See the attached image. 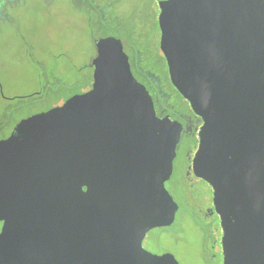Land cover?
Here are the masks:
<instances>
[{
    "label": "water",
    "instance_id": "1",
    "mask_svg": "<svg viewBox=\"0 0 264 264\" xmlns=\"http://www.w3.org/2000/svg\"><path fill=\"white\" fill-rule=\"evenodd\" d=\"M172 84L203 123L194 174L213 188L222 264H264V0H157ZM92 88L0 140V264H180L143 246L172 225L183 125L156 113L120 38Z\"/></svg>",
    "mask_w": 264,
    "mask_h": 264
},
{
    "label": "rangeland",
    "instance_id": "2",
    "mask_svg": "<svg viewBox=\"0 0 264 264\" xmlns=\"http://www.w3.org/2000/svg\"><path fill=\"white\" fill-rule=\"evenodd\" d=\"M118 9L128 12L124 23L129 28L102 26L101 16L115 25L112 14L116 16ZM158 14L159 5L152 0L1 1L0 137L19 118L60 105L89 88L98 37L121 38L137 75L139 66L152 70L153 62L161 64L163 55L156 51ZM159 68L160 71H152L159 82L156 88L146 81L151 94L176 104L180 98L167 80L160 78L158 72L162 75L165 68ZM186 111L173 116L184 120L182 115ZM190 144L185 140L178 146L174 176L166 182L179 204L176 220L170 228L151 230L143 245L154 253L172 252L180 264H222V227L214 210L213 191L209 183L185 174V159L193 154ZM200 208L207 214L203 215Z\"/></svg>",
    "mask_w": 264,
    "mask_h": 264
},
{
    "label": "flooded vegetation",
    "instance_id": "3",
    "mask_svg": "<svg viewBox=\"0 0 264 264\" xmlns=\"http://www.w3.org/2000/svg\"><path fill=\"white\" fill-rule=\"evenodd\" d=\"M152 1H154V2H157V4H158V1L157 0H152ZM159 5V4H158ZM100 10V9H99ZM115 14H116V16L115 15H113V19H114V22H115V25L114 26H112V25H109V27L108 28H112V29H116V30H118V29H126V28H129V26L127 25V23H124L127 19H128V17H129V14H128V12L126 13V12H123V11H121V10H116V12H115ZM159 14H160V7H159ZM159 14H158V28H157V34H158V37H159V40L156 42V45H157V50L156 51H159V53L161 52L162 54H163V52H162V50H161V47H160V40H161V29H160V26H159ZM117 18L119 19V20H117ZM110 24V23H109ZM129 34H131V33H129ZM141 35H143V33H141ZM107 36H110V35H107ZM112 36H115V35H112ZM129 36V38L131 37V35H128ZM94 37H96V36H94ZM102 37H105V36H102ZM115 37H117V36H115ZM145 37V36H144ZM98 38H100V37H98ZM98 38H96V40L98 39ZM117 38H119V37H117ZM121 39V38H120ZM151 39V38H150ZM96 40H95V46H96ZM122 40V39H121ZM122 42H123V40H122ZM123 44H124V42H123ZM124 49H125V44H124ZM126 51V50H125ZM127 53V52H126ZM128 54V53H127ZM97 55V47H96V54H95V56ZM129 55V54H128ZM94 56V57H95ZM129 59H130V63H131V68H132V71H133V73H134V75L136 76V78L140 81V82H142L146 87H147V89L149 90V92L151 93V89L149 88V86H148V84L150 85V84H152L153 86H155V88H156V84H159V82L157 81V76L156 75H154L153 74V72L152 71H155L156 69H158L159 71H160V68H159V66H162V69L163 68H165V70H164V72H163V74L161 75L160 74V72H158V75L160 76V78H161V76L164 78V79H166L167 80V82L169 83V85L172 87V89H173V91H175V93H177L178 94V96H179V98H180V100H178V102L176 103V104H171V103H167V102H165V101H163V100H158L157 98H155V96H153L152 94V97H153V100H154V104H155V109H156V113H157V115L159 116V117H161V118H163V117H165V116H169L171 119H174V120H178L179 122H181L182 123V125H183V130H182V134H181V139H180V142L178 143V146H180L181 145V143L183 142V141H187L188 140V142L189 143H191L190 145H193V154H188L187 155V158L185 159V166H184V168H185V174H186V176L187 177H189L190 179H192V178H197V179H201V180H203L204 182H206V183H208L207 181H205L204 179H202V178H200V177H198V176H196L195 174H194V171H193V158H194V156H195V153H196V151H197V149H198V147H199V130H200V127H201V125H202V123H203V120H202V118L199 116V115H197L194 111H193V109H192V107H191V104H190V102L176 89V87L172 84V82H171V79H170V75H169V70H168V65H167V61H166V58H165V56H164V54H163V60L161 59V64H159V61H155V62H153V65H152V70L150 69L149 70V68L148 67H146V65H144V66H139V68H138V70L136 71L137 73H138V75L134 72V69H133V65H132V60H131V56H129ZM167 67V69H166V67ZM153 67H156L155 68V70H153ZM91 68H92V76H91V78H92V82H91V85L89 86V88L88 89H86V90H84V91H82V92H85V91H87V90H89V89H91L92 88V85H93V81H94V78H93V64L91 65ZM161 69V70H162ZM159 78V77H158ZM146 81L148 82V84L146 83ZM159 87V86H158ZM154 89V88H153ZM159 89V88H158ZM155 90V89H154ZM157 91V90H156ZM40 92H41V90H40ZM82 92H78V93H82ZM155 92V91H154ZM159 93L157 92L156 93V95H158ZM181 110L184 112V110H187L186 111V113L188 112V114H186V113H183V115H182V117H183V119L184 120H181V119H179V118H177V117H175V116H173V114H176V113H178L179 115H180V113L179 112H181ZM32 115V114H31ZM28 116H30V115H27V116H25V117H28ZM25 117H21V118H19L14 124H13V126H12V128H11V130L9 131V132H7V133H5L3 136H1L0 137V140L1 139H6V138H9L10 136H12L13 134H15V131H14V129H15V127H16V125H17V123L21 120V119H23V118H25ZM178 146H177V155H176V158H175V160L177 159V157H178V155H179V153H178ZM175 160H174V166H175ZM173 176H174V170H173V173H172V175H171V177H170V179L168 180V181H171L172 180V178H173ZM210 185V184H209ZM167 187V186H166ZM210 187H211V185H210ZM211 189H212V191H213V188L211 187ZM169 190V189H168ZM171 193V192H170ZM212 199H213V195H212ZM213 202V201H212ZM213 206H214V204H213ZM214 210H215V207H214ZM200 212H202V214L203 215H206L207 214V212H204L203 210H202V208H200ZM215 212H216V210H215ZM218 214V213H217ZM219 215V214H218ZM177 217V216H176ZM3 221H0V231L2 230V227H3ZM174 224V223H173ZM172 224V225H173ZM172 225H170V226H172ZM170 226H163V227H156V228H164V227H170ZM153 229H155V228H153ZM153 229H151V230H153ZM150 230V231H151ZM150 231H148L147 232V234H146V236H145V238H144V240H143V242L145 241V239H147L148 238V234H149V232ZM144 246V245H143ZM221 247H222V244H221ZM165 252H170V251H168V250H163L161 253H158V254H162V253H165ZM172 253V252H171ZM176 257V256H175ZM180 263V262H179Z\"/></svg>",
    "mask_w": 264,
    "mask_h": 264
},
{
    "label": "trees",
    "instance_id": "4",
    "mask_svg": "<svg viewBox=\"0 0 264 264\" xmlns=\"http://www.w3.org/2000/svg\"><path fill=\"white\" fill-rule=\"evenodd\" d=\"M1 1H3V0H0V3H1ZM112 14V13H111ZM112 17H113V14H112ZM114 18V17H113ZM117 20H119L118 18H117ZM100 21H101V25L102 26H105V27H109V21L107 20V17H104V16H101V19H100ZM162 54V53H161ZM163 55V54H162ZM86 89H88V88H86ZM85 88L83 89V90H81L80 92H82V91H84V90H86ZM37 95V94H36ZM39 95V94H38ZM173 226V225H172ZM171 227V226H170ZM170 227H165V228H170Z\"/></svg>",
    "mask_w": 264,
    "mask_h": 264
}]
</instances>
